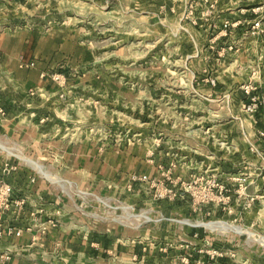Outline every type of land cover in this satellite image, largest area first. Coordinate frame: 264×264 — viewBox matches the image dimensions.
<instances>
[{"label":"rangeland","instance_id":"374dc122","mask_svg":"<svg viewBox=\"0 0 264 264\" xmlns=\"http://www.w3.org/2000/svg\"><path fill=\"white\" fill-rule=\"evenodd\" d=\"M35 4L0 0V31L61 26L39 24L48 15ZM79 5L56 2V17L88 49L86 66L42 72L52 79L49 102L0 71V161L47 184L50 197L39 203L56 207L76 241L96 234L110 246L134 244L137 257L119 264H264V142L256 150V141H244L243 74H235L243 88L215 94L204 58L176 48L179 26ZM257 15L264 22V7ZM253 90L244 91V109L257 96L264 113ZM181 244L185 253L175 248ZM72 255V264H91L87 254Z\"/></svg>","mask_w":264,"mask_h":264},{"label":"crops","instance_id":"0c3cea01","mask_svg":"<svg viewBox=\"0 0 264 264\" xmlns=\"http://www.w3.org/2000/svg\"><path fill=\"white\" fill-rule=\"evenodd\" d=\"M31 1H34L38 8L46 6L48 17L46 18L44 14L42 18H46V21L42 19L39 24L46 22L61 26L51 25L47 30L37 26H17L12 30L9 29L10 31H0V71L12 74L13 76L10 77L16 80L18 83L16 88L19 90H24L22 87L28 83L31 88L24 91L29 93L31 89H35V95L42 96V100L49 102L53 97L50 96V82H48L52 79L42 77V72L73 67L78 71L85 68L87 62L88 49L78 41L77 34L73 35L68 27H63V24L69 22L58 20L56 17V2H58L62 5L80 4L79 6L82 7L87 4L91 7L95 6L96 9H103L106 4L117 12L123 11L129 14L127 18H133L134 14H142L146 18L145 22L152 19L167 28L171 25L179 26L182 29L179 36L177 33L172 35L177 39L176 48L190 53L195 58L194 61L199 62L200 58H204V61L199 63L200 68L203 73L208 72L204 75L211 74L217 79L215 86L206 84L215 94L241 89L242 81L238 80L239 75H235L240 73L243 74V87L248 84L253 85L255 88L253 94L260 96L264 102V29L261 28L264 22H259L257 15V10L264 7L259 5L263 0H27V2ZM190 4L193 11L189 16L185 13ZM21 6L19 5L17 10ZM191 19H194L193 22L197 25H192ZM225 23L228 25L225 26ZM167 39L171 41L170 37ZM25 62H35V66L23 67L22 63ZM190 64L193 66V63ZM200 68L194 70L200 72ZM25 75L34 78L32 82H27L29 79L25 80ZM19 78L22 80L19 81ZM239 92L243 95L244 141L248 142L249 139L256 141L257 147H253L257 150L262 144L258 130L264 123V113L257 111L256 114H251L245 110L244 99L247 97L244 91ZM14 100H17L18 104L25 103L19 99ZM26 103L30 104L28 101ZM0 108L5 112L3 107ZM32 115L34 116L35 113ZM238 119L242 118L238 117ZM214 126H209V129L213 130ZM212 133L215 135L216 131ZM0 164V181L8 182L13 186L11 203L1 218L4 232L0 236V264H72V254L78 253L87 254L88 256H84L89 257L91 264H104L105 258H111L113 264L129 263L137 257L132 252L135 249L134 244L117 241L110 246V242L104 236L93 234L94 241L89 243L84 239L76 241L70 227L61 222L63 216L57 213L56 207L39 203L50 197L49 188L44 187L47 184L40 178L32 177V174L21 175L19 174L21 171L16 172L20 170L18 163L5 159L1 160ZM9 229L20 231V234L10 233ZM75 242L78 243V247L74 246ZM175 248L179 253L186 252L184 244ZM167 249L162 250L167 251ZM143 250L144 259L152 258L151 249L145 247ZM147 250L149 254L146 253ZM56 251L67 253L68 257L59 261L61 256L56 258ZM159 255L160 259H165L168 258L169 253L163 252ZM183 256L180 254L177 258L182 260ZM145 262L148 263V260L146 259ZM230 262V264H243L233 259Z\"/></svg>","mask_w":264,"mask_h":264},{"label":"built area","instance_id":"2783aa9c","mask_svg":"<svg viewBox=\"0 0 264 264\" xmlns=\"http://www.w3.org/2000/svg\"><path fill=\"white\" fill-rule=\"evenodd\" d=\"M228 24L225 23V26ZM33 65V63H32ZM61 75L59 74H54L53 78L59 80ZM211 84L216 85V80L214 78H208L207 79ZM254 87L251 84L245 85L244 86V91L250 95ZM252 103L247 106V110L251 111L250 113L257 112L259 109V99L256 97L252 98ZM258 136L260 139L264 142V123L262 127L258 130ZM13 195V186L4 181H0V236L3 234L4 229H3V223L1 222L2 215L4 212L9 208V205L11 203ZM45 229V228H44ZM46 230V229H45ZM10 233H16L20 234V231H15L13 229H9ZM9 258V257H7Z\"/></svg>","mask_w":264,"mask_h":264}]
</instances>
